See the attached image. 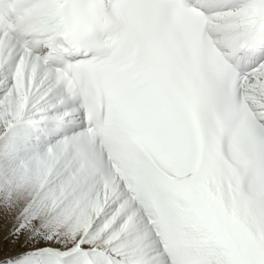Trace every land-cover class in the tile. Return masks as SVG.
I'll return each mask as SVG.
<instances>
[{"label": "snow or ice", "instance_id": "obj_1", "mask_svg": "<svg viewBox=\"0 0 264 264\" xmlns=\"http://www.w3.org/2000/svg\"><path fill=\"white\" fill-rule=\"evenodd\" d=\"M0 264H264V0H0Z\"/></svg>", "mask_w": 264, "mask_h": 264}]
</instances>
